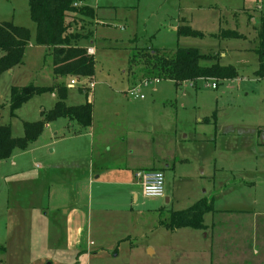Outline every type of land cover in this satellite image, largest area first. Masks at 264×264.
I'll use <instances>...</instances> for the list:
<instances>
[{"label": "rangeland", "instance_id": "obj_1", "mask_svg": "<svg viewBox=\"0 0 264 264\" xmlns=\"http://www.w3.org/2000/svg\"><path fill=\"white\" fill-rule=\"evenodd\" d=\"M263 1L79 3L92 7L95 18L77 17L68 22L72 32L83 36L80 45L95 50V74L82 78L74 87L69 86L72 78L65 80L69 88L66 104L89 102L93 121L90 127L82 128L68 118H50L34 142L25 149H15L0 162V246L6 248L5 252L0 251V264L50 263L36 261L45 254L41 249H45L47 241L50 250L63 252L69 246L73 249L75 230L71 226L68 229L66 223L67 217L72 220V216L64 213L75 203L74 190L83 183L80 179L84 170L96 167L104 157L113 156L117 158L113 163L124 164L130 152L137 164L159 155L174 159L175 170H165V194L171 193L175 200L166 204L165 198L141 197L138 208L133 206L134 211H109L115 220L122 218L121 224H105L104 228L110 224L113 237L109 232L95 230V239L88 241V247L83 242L88 231L85 222L79 252L85 254L87 250L91 255L104 249V253L89 262L85 257L77 260L80 254L74 249L64 255L56 254V250L50 252L56 254L52 264H233L232 245L225 244L220 254L216 230L213 234L211 226L217 221L233 224V213L223 210L232 209L234 198L241 196L236 186L225 187L226 178H218L224 175L232 179L247 173L243 170L250 168V158L259 155L254 144L264 142V79L255 77L259 67L255 52L258 24L252 23L248 13L264 15V8L262 12L257 9L264 6ZM3 22L25 27L31 35L23 64L0 77V125L10 126L12 136L20 138L24 136V124L42 121L57 99L49 93L36 96L22 105L16 117H11V88L30 84L50 87L62 80L53 75L50 50L35 44L36 27L30 18L28 0H0V23ZM184 25L203 32L205 37L178 38L177 28ZM221 29L244 37H215ZM178 47L216 55L201 64L232 65L238 77L222 83L200 79L179 87L168 80L133 85L143 68L142 61L129 63L135 50L174 51ZM89 80L96 83L91 95L85 89ZM212 83L218 88L213 89ZM138 86L143 100L128 96V91ZM205 119L210 123H203ZM213 193L218 212L205 217L209 231L186 229L169 233L159 226L167 212L156 215L139 208L168 205L167 211L185 210L204 197L211 199ZM121 197L119 201L130 204L129 198ZM82 204L87 205L86 200ZM231 224L220 234L231 230ZM45 227L49 235L44 237ZM149 248L156 254L149 255Z\"/></svg>", "mask_w": 264, "mask_h": 264}, {"label": "trees", "instance_id": "obj_2", "mask_svg": "<svg viewBox=\"0 0 264 264\" xmlns=\"http://www.w3.org/2000/svg\"><path fill=\"white\" fill-rule=\"evenodd\" d=\"M84 0H28L30 18L35 24V44L38 47L50 50L53 75L61 79L60 84L50 87L27 85L14 86L10 90V115L16 117V112L32 98L43 94H55L57 102L54 108L45 115L42 121L24 124V136L14 138L8 125H0V162L7 160L15 149H25L34 142L41 129L50 118H68L75 121L82 128L92 124V107L90 103L70 106L66 104L69 88L65 80L93 77L95 74V60L89 55L85 46L80 45L83 36L72 32L69 19L85 17L94 19L96 13L90 6L79 3ZM77 4V6H75ZM177 36L204 38L203 32L192 29L188 25L177 28ZM30 31L12 22L0 23V77L23 64L26 48L30 41ZM215 37L220 39H242L244 36L233 30L221 29ZM259 58V67L255 71L257 79H264V17L258 23V45L255 49ZM217 56L203 54L197 48H180L174 51L161 49H137L130 58V65L143 62L139 77H135L133 85L137 82L163 81L174 82L179 87L186 82L198 80H212L222 83L238 77V71L232 65L214 63L209 66L201 64L202 61L213 60ZM143 59V60H142ZM71 81V80H70ZM70 84V82H69ZM213 118H216L214 115ZM203 123H210L205 119ZM167 212L165 219H160L159 226L166 231L175 232L181 229L206 231L208 226L204 217L216 213L214 201L204 197L193 206L185 210L160 211V215ZM6 248L0 246V251Z\"/></svg>", "mask_w": 264, "mask_h": 264}, {"label": "crops", "instance_id": "obj_3", "mask_svg": "<svg viewBox=\"0 0 264 264\" xmlns=\"http://www.w3.org/2000/svg\"><path fill=\"white\" fill-rule=\"evenodd\" d=\"M264 2V1H263ZM264 6L257 7L260 12H262ZM250 15V19L253 24L257 25L260 22L261 17L264 15L254 16L252 12H248ZM256 13V12H254ZM258 21V23H257ZM42 48V47H40ZM92 48L93 47H89ZM94 50V49H93ZM95 54V50H94ZM223 55V53H221ZM12 73V72H11ZM90 81V80H89ZM94 82V81H93ZM96 85V83H95ZM218 87V85H217ZM86 89V88H85ZM94 89V88H93ZM93 89H90V95ZM89 90V89H88ZM52 97H56L55 94H51ZM89 103V102H88ZM93 121V117H92ZM256 154L255 157L250 158L249 166L250 168L247 170H243L241 176L235 177L232 179L230 177H224V175L220 176L218 180L226 178L225 187H235L240 190L241 196L240 198H234V206L232 209L223 210L226 212H232L233 214V224L226 222H214L211 226L212 233L214 234V230H216L215 241L219 245V253L221 254L223 250V246L226 244L227 246L232 245L233 252V264H264V142H256L254 144ZM254 152V153H255ZM130 156L125 158V162L120 164H115V157L111 158H101L97 163V166H93V168H88V170H84L82 180L83 183L79 184L74 190V205L71 208H67L65 213L67 216H72V220L67 217L66 223L68 229L73 227L76 234L75 244L73 245V249L76 252L80 250V242L83 239V227L85 222L88 224V231L85 232L86 235L84 237L83 242L86 243L88 247V241L91 239H95L96 231L98 230L101 233H106L110 231V224L117 223L121 224L122 218L115 220V217H111L110 212H115L119 209H124V213H127L129 210L134 211V208H138L137 205L141 197L145 198L142 194V188L136 179V173L140 170H160L164 173L165 176V185H166V172L165 170H175L176 165H174V159L168 157H162L161 155L153 158H149L145 161V163L137 164L135 163V158L133 154L130 152ZM244 164V161L242 162ZM217 177H215V180ZM207 191H205L206 193ZM212 198L214 200V208H215V193H213ZM122 196H125L127 199L129 198L130 204L123 201H119L123 199ZM50 197V193L48 198ZM166 204L172 203L175 199L174 196L169 193L165 194ZM146 199V198H145ZM86 200V204H82L83 201ZM125 200V199H124ZM116 201H119L118 203ZM115 205V206H113ZM86 206V207H85ZM139 207L142 208L143 211H153L156 212V215H160V211L165 210L166 206L161 207H150L144 206ZM216 210V208H215ZM218 211L216 210V213ZM214 213V214H216ZM99 214V215H98ZM213 214V215H214ZM223 214V213H222ZM98 215V216H97ZM210 215V214H208ZM46 217V215H44ZM206 217V216H205ZM204 217V223H205ZM132 222L134 221L133 216L131 217ZM109 219H112L110 222ZM225 220L228 221L226 218ZM229 222H231L229 220ZM110 223L108 228H104L105 224ZM231 224V230L227 233L220 234L222 230H226L228 225ZM99 225V229H98ZM206 225V223H205ZM220 225H224L223 227ZM71 226V227H70ZM208 226V225H206ZM44 229V237L49 234L46 233L47 227ZM163 229V228H161ZM165 230V229H163ZM186 230V229H181ZM166 231V230H165ZM179 231V230H178ZM198 231V230H197ZM206 231H209V226ZM169 232V231H167ZM176 232V231H175ZM169 232V233H175ZM110 233V232H109ZM109 236L113 237V232L109 234ZM207 239L208 236L205 235ZM213 241V239H212ZM92 243V242H91ZM48 241L45 242V249H41L45 252L44 255L36 258V261L39 262H52L54 263V259L56 254L64 255L68 251L73 250L72 248L64 250L63 252L57 249L50 250L48 248ZM91 245V244H90ZM57 250V251H56ZM97 250V249H96ZM52 251H56V254L50 253ZM105 251L104 249H99L97 252H91V255L87 253L83 254L79 252V256L77 260H82L84 257L90 262L92 257H99V254L102 255ZM108 251V250H107ZM149 255L156 254L153 249H148ZM62 258V256H61ZM58 259V258H57ZM62 260V259H61ZM64 260V258H63ZM103 263V262H102ZM45 264V263H41Z\"/></svg>", "mask_w": 264, "mask_h": 264}, {"label": "built area", "instance_id": "obj_4", "mask_svg": "<svg viewBox=\"0 0 264 264\" xmlns=\"http://www.w3.org/2000/svg\"><path fill=\"white\" fill-rule=\"evenodd\" d=\"M77 6V4H75ZM89 55H94V50L88 48L87 50ZM79 82V78H73L70 81L71 87H74ZM156 83L160 81H154ZM147 83V82H145ZM95 87V82L88 81L86 84V89H93ZM140 88L133 87L128 91L129 97H134L140 100H143L145 97L139 91ZM212 88L217 89V84L212 83ZM136 179L142 188V194L146 199H156L165 197V176L164 173L160 170L150 171V170H140L136 173Z\"/></svg>", "mask_w": 264, "mask_h": 264}, {"label": "water", "instance_id": "obj_5", "mask_svg": "<svg viewBox=\"0 0 264 264\" xmlns=\"http://www.w3.org/2000/svg\"><path fill=\"white\" fill-rule=\"evenodd\" d=\"M47 264H51V263H47Z\"/></svg>", "mask_w": 264, "mask_h": 264}]
</instances>
